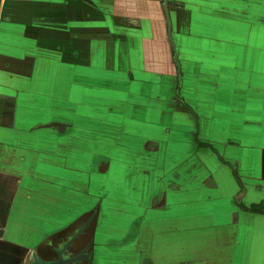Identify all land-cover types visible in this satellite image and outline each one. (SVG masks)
<instances>
[{
	"label": "rangeland",
	"instance_id": "374dc122",
	"mask_svg": "<svg viewBox=\"0 0 264 264\" xmlns=\"http://www.w3.org/2000/svg\"><path fill=\"white\" fill-rule=\"evenodd\" d=\"M212 2L215 4L213 7L217 9L230 7V9L239 10V12L231 11L229 14L227 13L230 19L229 22L222 20L224 11H209L207 9L212 7L210 6ZM174 3L182 4L184 7H177ZM195 3L200 6H196ZM236 3L243 8L241 9ZM94 6L95 12H90L85 18L84 45L82 46L81 42L77 43L80 36L76 41L77 36L76 34L73 35L70 24L61 27L62 30L67 29L68 33H66L67 35L61 33L59 39L49 44V51L46 54L47 60L37 57L35 66H29V61L24 60L23 62L21 60L20 64L18 63L17 67L23 68L21 72L26 71L21 73L23 75H20V73L17 75L20 79V89L13 92L22 101V107L17 109L20 115V121L18 119L19 124H17L18 129L23 131V128H25L29 133H35L38 144L46 142L47 145L57 147V149L51 150L53 156L58 154L59 157L57 156V158L61 159L60 163L72 165L69 169H67V166L62 169L68 170L69 177L63 176L58 179L61 180L59 187H62L66 180L70 184L59 189L63 194L62 196L75 197L84 194L76 188H71L70 186H73V184L86 188V194L90 195L91 193V196H93V203H91V205L94 204L93 219L89 220L91 225L96 220L94 217L98 215L105 194L112 200L113 206L118 208L116 212L113 211L116 216H109L107 215L108 212L105 214L102 212L101 214L102 219H104L101 221H107L108 224L101 230L102 233L105 232L101 235L100 243L110 247V256L106 257L104 255L101 264H158L153 260L154 257L146 256L144 252L140 253L139 258L138 254H134L137 257L134 262H130L125 258L126 255L128 256V249H126L125 244L129 243L131 237L139 231L140 221L137 223V220H142L146 212L145 208L144 210L141 209L142 204L146 203L148 207L151 203L152 206H160L164 199V194L160 193V189L148 188L146 181L151 177L156 178L155 174L162 175L164 180H173L183 187L182 193L179 194L180 200L178 198L176 200L180 202H186L188 199L191 202L196 200L194 206L192 205L194 211L190 213V216H180L182 226L186 225L195 230L194 236L182 237L180 242L182 249L188 250L189 245L194 244L198 250H210V247L215 249L214 253L226 250L229 247L226 244L231 243V240H222L221 235H218L221 232L219 228L220 226H226L230 221L235 222L237 220L240 228L245 230L244 233L241 230L238 233L237 239L240 242L238 245L241 248L237 249L236 256L245 255L246 244L255 251L251 256L252 262L250 264H264V230L262 231L261 226L258 224L259 221L264 226V219L259 217L250 218L249 216L238 218L237 215H234L231 207V198L233 199L232 203L236 204L235 195L238 190L234 196L232 194L234 193V187H239L238 182L241 186H245L244 188L242 186V188L245 193L247 192L244 199L246 204L253 203V197L257 200L260 199V202H264V156H262L264 155V149L260 151L263 154L257 159V153L249 155L248 147L240 148L241 151L237 153L231 149L232 147L224 146L227 141H232L233 136L226 137V139L222 137L219 134L220 130H218L220 126L214 124L213 118L210 120L212 96L217 93L214 94L211 91L210 86L214 81H210L207 71L211 70L214 65L203 63L200 68L198 74H202V76H200L199 83L205 89L200 90L201 94L199 93L195 100L192 99L193 90L190 88V81L188 82V89H182V87V92H179V96H177L182 100L184 98L188 102L192 101V105L196 111H199L201 121H203L199 140L190 142L183 132L185 129L180 128V133H178L179 126L168 124L171 108L165 103L157 102L156 94L150 91L156 86L146 85L143 92L140 89L141 84L148 79V76L141 72L144 67L140 61L143 60V64L147 67V65L156 63L152 59L157 58L159 62L163 61L161 69L168 65L169 61H172V53H169L171 46L167 39L165 19L160 9L161 0H99V3ZM168 7L170 14L172 12L173 16L171 18L173 30H177L178 35H213L215 37L239 39L251 28L244 25L240 29L239 26L232 23H237L236 18L238 16L236 15L247 11V8L253 15H258V22L256 23L260 26L264 25V0H168ZM101 14L105 17L104 19L103 17L99 18ZM211 14L215 16H211ZM103 20L109 22L108 25L102 26ZM117 20L128 25L129 28H139L140 36L148 28L147 22L152 24V30L147 32L149 40L151 38L152 41L153 53L151 60L144 57L138 60L140 57L138 50L146 51V48L149 47V40L140 39L137 46L128 48V50L126 49L128 45L125 38L119 43L121 49H117V51L109 45L107 33L114 28V25H117ZM97 21H100L99 26H97L98 23H89ZM242 22L244 21L242 20ZM257 37L261 40H256L254 48L253 43H249L246 48L242 49L239 44H230L227 47L213 46L208 47V49L205 45L188 42V39L186 42L179 38L176 41V48L180 50L181 75L184 74L182 75L183 79L181 77L182 82L185 81L186 74H192L193 61L196 59L197 54L202 57L205 52L210 51L223 55V50L227 48L225 52L233 54L237 65L246 69L250 68L252 72L253 69L258 71L259 65L262 67L258 71L259 75L257 73L256 76L248 75L245 78L248 79V83L252 87L263 86L264 28L260 30ZM61 46H67L68 50L65 54ZM81 47L82 50H80ZM28 48L32 49V47ZM164 48L165 57L163 59L161 52ZM15 53L17 56L21 55L20 51H15ZM166 53L168 54L166 55ZM258 59H260L259 64ZM6 63L4 64L6 65ZM170 66L174 67L173 61ZM29 67H32L34 73L32 78L29 75ZM13 79L15 78L13 77ZM177 86L178 79L174 87L175 92ZM220 90L223 89L220 88ZM154 91H158V89ZM220 94L218 97L222 99ZM135 95L140 97L134 98ZM9 98L12 99L13 97L5 95L0 101L7 103L10 100ZM142 99L147 105L146 112L135 108L142 104ZM201 102L203 103L201 104ZM225 108L226 106L223 104L216 105L217 112ZM173 120L171 118L169 121ZM228 122L229 120H227ZM167 126L172 128L171 133L165 131ZM176 127H178V132L175 130ZM224 128L225 126L222 125L221 131ZM260 129L255 131L254 128L242 127L241 131L252 136H264V130L262 131V127ZM5 133L8 132L5 131ZM148 140L151 141L147 142ZM238 140L239 138L235 139V142H238ZM240 140L242 145L254 144V139L251 141ZM152 141L159 143L161 151L151 156V158L139 159L140 155L146 152L143 145L147 142L145 149L150 151L149 147L152 148V145H154ZM263 144L264 141H262ZM154 149L153 151H156L157 147H154ZM221 157L224 159H221ZM42 160L44 162L43 158ZM49 160L50 158L45 159V163L49 164ZM102 162L111 164L107 176L95 173ZM47 164L42 165L40 171L48 177L46 171H49V166ZM236 164L240 166L238 172L233 170L237 169ZM105 168L106 165L101 164L103 172ZM61 174L66 175V172ZM54 175L57 178V174L54 173ZM208 175H210V178L207 177ZM201 179L202 184L204 181L218 179L221 187L220 192L207 194L206 196L204 194L199 195L193 187ZM99 183L104 184V192H106L101 196L94 187ZM63 185L66 186L67 184ZM190 185H192L191 189ZM89 186L92 189H88ZM72 189L79 193L69 194ZM258 190H261L260 194L257 193ZM244 192L240 202L245 206L242 200ZM113 206L112 208H114ZM167 206L170 208L173 206L172 199H169ZM87 207L85 206V209ZM125 211H128L131 219L128 217L126 219ZM88 216H92V214H87L86 217ZM175 218L173 213L172 216L165 218L164 220L167 222H163L160 226L159 233L170 231ZM253 227L256 230L255 232L254 229H250ZM91 228L92 226L87 229L90 230ZM66 231V233L73 232L72 229ZM244 234L250 235L248 240L244 241ZM86 240L88 241L87 238ZM111 245L116 247L113 248ZM117 247H120V249ZM196 256L200 260L202 256L206 257L207 253L197 251ZM207 259H210V256ZM137 260L141 261L138 262ZM177 260L180 261L181 258L179 257ZM218 260L217 262H220V258ZM83 261V263H88L86 258ZM203 262L205 263L206 260H203ZM200 264L202 263L200 262Z\"/></svg>",
	"mask_w": 264,
	"mask_h": 264
},
{
	"label": "crops",
	"instance_id": "0c3cea01",
	"mask_svg": "<svg viewBox=\"0 0 264 264\" xmlns=\"http://www.w3.org/2000/svg\"><path fill=\"white\" fill-rule=\"evenodd\" d=\"M97 3H99V0H0V100L5 97V95L13 97L12 99L9 98L10 100H8L7 103L0 101V264H86L83 263L84 258L87 259V264H101L104 255H106V257L110 256V247L100 243L101 235L105 232L103 231L102 233L101 230L108 224L107 221H101L104 220L101 214L102 212L104 214L108 212L107 215L116 216V213H113V211L116 212L118 208L113 206L112 200L105 194L104 184L99 183L94 186L95 190L98 191L97 193L100 196L105 194V197L102 199L98 215L94 217L96 220L91 225L89 220L93 219L92 211L94 210V204L91 205V203H93V196H91L90 192V195L86 194V188L84 189L74 184L70 187L80 190L81 193L83 192L85 195L81 194L75 197H70L69 195L62 196L63 194L59 189L67 187L70 184L69 181L66 180V183L63 184L67 185L65 186L62 184V187H59L61 180L58 179L63 176L68 178V170L65 171L62 169L65 166L69 169L72 165L60 163L59 161L61 159L57 158L58 154L53 156L51 150L57 149V147L47 145L45 144L46 142H44V144H38L35 133H29L25 128H23V131L18 129L19 127L17 124H19L18 119L20 121V115L17 109L22 107V101L19 97L15 96L13 92L14 90L19 91L20 89V79L17 75L19 73L23 75L21 73H25L26 71L23 70V72H21L23 68L17 67L18 63L20 64L21 60L22 62L24 60L27 62L29 61V66H35V59L37 57L47 60L46 54L49 51V44L59 39L61 33H68L67 29L62 30L61 27L70 24L73 29V35L76 34L77 36L76 41L80 36V40H78L77 43L81 42L80 44L82 46L84 45L85 18L90 12H95L96 9L94 5ZM236 4L239 6L238 3ZM174 5L180 8L184 7V5L178 3H174ZM195 5L200 6L196 3ZM214 5V2H212L210 4L212 7L207 9L209 11H224L222 13L224 17L222 20H227L228 22L230 20L228 17L229 12H239V10H233L230 9V7L217 9L213 7ZM239 7L241 9L243 8L242 6ZM160 9L162 10L161 6ZM211 16L215 15L211 14ZM236 16H238L237 18L235 17L238 22L232 24L239 26V28L244 25L251 28L247 33L241 35L239 39L234 37H215L213 35H178V33H176L178 31L173 30V21L171 19L173 16L171 12V33L173 31L172 36L175 46L176 41L182 38L186 42L188 39V42L205 45L206 48H211L213 46L227 47L230 44H239L242 49L246 48L249 43H253L254 48V43H256L257 39H260L257 36L260 30L264 28V25L260 26L256 23L258 22V15H253L248 8L247 11L241 14L238 13ZM100 17H103V19L105 18L102 14L99 15V18ZM242 20L245 23L242 22ZM116 22L117 25H114L113 29L110 28L111 31L107 33L109 39L108 43L110 46H113L115 51L121 49L119 43L122 42L124 38L128 45V47H126L127 50L128 48H133L135 45L137 46L138 40L140 39L149 40L147 32L148 30H152L151 23L146 21L148 28L145 33L140 36L139 28H129L127 27L128 25L121 23L120 20ZM89 23H98L97 26H99L100 21ZM108 23L109 22H106V20H103L101 25L106 26ZM151 43L152 41L150 38L149 47L146 48V51H142V49L138 50L137 47L140 56L138 60L143 57L151 60L153 53ZM28 47H32V49L30 50ZM61 48L64 54L68 50L67 46H61ZM226 49L223 50V55L210 51L205 52L202 57L197 54L196 59L193 61L192 74H186L184 82H182L180 78L181 84L179 85L178 82L176 92L174 90L177 84V74L174 73L176 68L175 65L174 67L170 66L173 60L169 61L168 65L162 69L161 65L163 61L159 62L157 58L152 59L155 60L156 63L147 65V67L143 64L142 60L140 63L143 65L144 70L140 71L147 75L148 79L141 84L140 89L141 92H143L145 91L144 86L146 85L150 87L156 86V88L150 91L156 94L157 102L165 103L171 108L168 124H176L179 126V128H175L176 131L177 128L179 129V132L177 131L178 133H180V128L185 129L183 132L187 137L186 139L190 142H197L201 136L203 127V121H201L202 119L199 115V111H196L192 105V101L188 102L184 98L182 100L177 96H179V92H182V87V89H188V82L190 81L191 83L189 85L193 90L192 99L195 100V97L199 96V93L201 94L200 90L205 89V87L200 86L199 83L200 76H202V74H198L200 68L203 63L214 65L211 70L207 71V74L210 76V81H214L210 86L211 91L214 92V94L217 93L212 96L210 120L213 118L214 124L220 126L218 130H220L219 134L222 137L226 139V137L233 136L231 138L233 142L227 141V144L224 145L225 147H232L231 149L235 150L237 153L241 151L240 148L248 147L249 155H255V153H257V159H259L263 154L260 153V151L264 149V144L262 145L264 136H252L243 133L241 128L249 127L256 129L255 131H259L262 127V131L264 130V85L252 87L248 83V79L245 78L248 77V75L256 76L259 69L262 67L259 65L258 71L253 69V72L250 68H243L236 64L233 54L225 52ZM80 50H82V47ZM15 51H20L21 55H15ZM177 51L178 61L179 64H181L180 50L177 49ZM170 52L172 53V49H169V53ZM167 54L168 53H166V55ZM125 55L128 57L127 54ZM161 56L164 59L165 48L162 50ZM259 60L260 59H258V64ZM5 62H7L6 65L4 64ZM159 63L161 64L159 65ZM180 73H182L181 66ZM29 75H31V78L34 75L32 67H29ZM182 75L181 77L183 79ZM13 77L15 79H13ZM220 88L223 90H220ZM156 89H158V91H154ZM219 94L222 95V99L218 97ZM138 97L140 96H134V98ZM143 103L145 105H142ZM202 103L203 102H201V104ZM142 104L135 108L146 112L147 105L144 100ZM217 104H223L226 108L217 112ZM171 118L174 120L169 121ZM227 120H229V124ZM222 125H224L225 128L221 131ZM5 131L8 133H5ZM165 131L171 133L172 128L167 126ZM238 138V142H235V139ZM240 139L245 141L254 139V144L242 145ZM149 141L151 140L147 142ZM152 142L154 145H152V148L149 147L150 151L145 149L146 143L143 145L146 152L141 154L139 159L151 158V156L161 151L159 143ZM154 147H157L156 151H153ZM47 158H50L49 164L45 163V159ZM221 159L224 158L221 157ZM45 164L49 166V171H46L48 177L43 175L40 171L41 166ZM101 164L106 165L104 172L101 170ZM101 164L98 166V171L95 173L107 176L110 172L111 164L109 162H102ZM59 166L61 168H58ZM235 167H237V169L233 170L238 172L240 166L236 164ZM63 172H66V175L61 174ZM54 173L57 174V178ZM155 177L156 178H148L149 180L146 181L148 188L154 187L158 190L160 189V193L164 194V199L160 206H152L151 203L148 207L146 203L142 204L143 206H141V209L144 210L145 208L146 212L142 220H137V223L140 221V226L138 224L139 231L131 237L129 243L125 244L126 249H128V256L126 255L125 258L130 260V262H134V259L137 258L134 254H138L139 258L140 253L144 252L146 256L151 258L154 257L153 260L158 264H200V262L202 264H250L252 262L251 256L255 251L249 248L245 243V255L236 256L237 249L241 248L239 247L240 245H238L240 243L237 239L238 233L240 230L244 233L245 230L240 228L237 220L235 222L230 221L226 226H220L219 228L221 232L218 233V235H221L222 240H231V243L228 242L226 244L229 245L226 250H222V252L220 250L218 253H214L213 251H215V249L212 247H210V250H198L194 244H190L188 250L182 249L180 243L182 237L188 238L194 236L195 230L186 225L182 226L180 224V216L185 215L189 217L190 213L194 211L193 206L196 200L191 202L190 199H188L186 202H180L179 194L182 193L183 187L173 180H164L162 175L159 176L155 174ZM207 177L210 178V175ZM202 182V179L199 180L197 185L193 187L199 195L204 194V196H206L207 194H217L220 192L221 187L218 179L204 181L203 184ZM242 186L243 188L245 187L244 185ZM191 187L192 185H190V189ZM88 189L92 188L89 186ZM262 189L263 187L261 190ZM237 190H239V187L235 186L234 193L232 194L233 196ZM261 190H258L257 193L260 194ZM73 193L79 192L73 189L69 191V194ZM246 195L247 192H244V196L242 197L246 207L250 204H258L260 202V199L257 200L253 197V203L249 202L246 204L244 201ZM176 198L179 200H176ZM169 199L173 200V206L171 208L167 206L169 204ZM232 201L233 199L231 198L233 213L237 215L238 218L240 216H249L250 218L259 217L264 219V214L257 215V213L253 214V212L249 213L243 211L236 204L232 203ZM145 202H147V200H145ZM85 206L88 207L85 209ZM112 206L114 208H112ZM172 213L176 217L173 227L166 233H159L158 229L160 226H162L163 222H167L164 219L168 218V216H172ZM87 214H92V216L86 217ZM125 214L126 219H131V217H129L130 215H128V211H125ZM258 224L263 231L264 226H262L259 221ZM90 226H92V228L88 230L87 228ZM67 229H72L73 232L66 233ZM250 229H254V227ZM215 231L218 232L217 230ZM255 231L254 229V232ZM249 237V234H244V241L248 240ZM167 245L170 247H163ZM111 247L114 248L116 246L111 245ZM117 248L120 249V247ZM197 251H202L204 254L206 252L207 256H202L200 260H198L197 258L199 255L198 257L196 256ZM208 256H210V259H207ZM179 257L181 258L180 261L177 260ZM219 258L220 262H217ZM203 260H206V262L204 263ZM137 261L140 262L141 260Z\"/></svg>",
	"mask_w": 264,
	"mask_h": 264
},
{
	"label": "water",
	"instance_id": "95a60500",
	"mask_svg": "<svg viewBox=\"0 0 264 264\" xmlns=\"http://www.w3.org/2000/svg\"><path fill=\"white\" fill-rule=\"evenodd\" d=\"M161 7L164 13V19H165V24H166V34H167V39L169 41V44L172 49V60L176 68V74H177V79L179 82V85L181 84V73H180V64L178 61V51L174 43V38L171 33V19H170V14H169V7H168V0H161ZM178 92V91H177Z\"/></svg>",
	"mask_w": 264,
	"mask_h": 264
},
{
	"label": "trees",
	"instance_id": "16d2710c",
	"mask_svg": "<svg viewBox=\"0 0 264 264\" xmlns=\"http://www.w3.org/2000/svg\"><path fill=\"white\" fill-rule=\"evenodd\" d=\"M235 173V172H234ZM237 181H239L237 179ZM239 185V190L238 193L235 195V202L236 204L244 211H248V212H253V213H259V214H264V202L258 203V204H251L249 206H244L241 202H240V198L243 195V188L240 184V182H238Z\"/></svg>",
	"mask_w": 264,
	"mask_h": 264
}]
</instances>
